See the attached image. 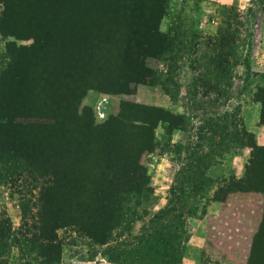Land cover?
Instances as JSON below:
<instances>
[{
  "label": "rangeland",
  "instance_id": "rangeland-1",
  "mask_svg": "<svg viewBox=\"0 0 264 264\" xmlns=\"http://www.w3.org/2000/svg\"><path fill=\"white\" fill-rule=\"evenodd\" d=\"M66 1L0 0V98L16 99L21 84L41 87L30 95L42 99L54 98L52 89L60 85L73 89L66 111L79 107L81 126L77 135L88 146L100 136L92 133L89 125L103 124L118 113L121 103L162 108L167 96L169 108L163 109L182 115L174 121L181 123L189 139L214 132L208 145L212 148L224 144L222 151L233 160L234 172L218 183L215 198L222 200L227 196L223 201L226 205L219 214L207 216L204 206L199 209L195 206L198 201L191 199V186L180 189L184 192L183 201L176 202L172 196L165 202V188L159 185L154 165L158 150L153 157L151 153L144 154L141 163L149 178H155L151 193L136 205L123 203L125 195L121 197L114 208L126 214L116 220L105 244L96 243L79 227L60 228L57 235L62 254L58 264H264V153H258L253 160L250 148L242 147L251 139L243 135L239 115L255 99L264 101V0L165 1L159 31L170 39L174 53L159 61L163 72L158 79L166 83L171 95H166L159 85H138L133 95H112L93 86L100 82V76L109 74V52L118 34L113 38V23L108 19L89 13L80 15L75 31L69 24L75 16L67 14ZM78 1L87 4L98 0ZM219 28L222 35L226 33L223 49L216 36ZM73 34L77 38L71 41ZM79 52L81 63L73 61L67 74L74 58L70 54ZM215 58L225 59L224 69L213 70L216 63L209 59ZM60 76L71 79L62 81ZM193 145L191 140L183 147L171 148L172 158L187 163L192 153L195 159ZM96 146L93 151L100 153L99 145L98 149ZM9 161L0 159V222L17 231L23 223L22 209L28 207L35 212L40 202L37 189L28 191L31 181L9 180L11 175L7 176L9 170L4 164ZM201 162L198 165L203 168L205 164ZM239 162L245 165L243 177L252 170L263 192H236ZM98 177L99 172L92 173L88 168L69 172V179L74 182L69 184V209H79L88 200L86 189L91 179ZM193 188H197L196 184ZM154 215L157 219L150 224ZM0 249V264H35L17 248Z\"/></svg>",
  "mask_w": 264,
  "mask_h": 264
},
{
  "label": "trees",
  "instance_id": "trees-1",
  "mask_svg": "<svg viewBox=\"0 0 264 264\" xmlns=\"http://www.w3.org/2000/svg\"><path fill=\"white\" fill-rule=\"evenodd\" d=\"M165 1L152 0L148 4L144 0H98L87 4L78 0L66 1L67 14L75 16L74 20L69 19L75 31L80 24V15L89 13L98 19L101 16L108 19L113 23V38L115 33L118 34L109 52V74L100 76V82L93 85L98 90L112 95H133L138 85L145 84L159 85L166 95L172 94L166 83L158 79L163 72L159 69V61L166 54L174 53L170 39L159 31L160 21L165 14ZM218 30V46L223 49L227 41L223 40L226 33L222 35L223 31ZM76 38L75 34L70 37L71 41ZM70 56L74 58L70 61L69 71L66 69L67 74L73 61L81 63L80 52L77 55L71 53ZM209 60L216 63L212 65L213 70L224 69V58ZM98 70L101 72V67ZM67 78L71 79L69 76H60L59 79L64 81ZM33 86L21 84L14 100L0 98V159H10L4 164L8 166L7 176L11 175L9 180L13 183L18 180L31 181L28 191L37 189L40 203L35 212L28 207L22 209L23 223L17 231H11L9 224L2 225L0 222V248H17L24 258L30 257L29 260L35 264H58L62 254L57 235L60 228L79 227L96 243L105 244L116 220L126 214L122 210L120 212L123 213H118L114 208L121 197L125 195L123 203L134 205L151 193L150 178L141 158L155 149L154 132L158 125L165 123L169 132L182 126L174 121V118L182 115L156 106L121 103L118 113L111 115L103 124L89 125V130L100 136L97 141L85 146L77 135L81 126L79 107L76 105L73 109L72 106L70 113L66 111L73 89L69 91L60 85L52 89L56 95L54 98L42 99L30 95L38 87ZM72 100L75 101V97ZM255 101L261 104V122H264V101ZM167 112H170L169 118L165 117ZM210 135L204 132L199 133L198 137L201 141H209L215 133L210 132ZM243 135L251 139L242 147L250 148L253 160L258 153H264V147L256 145L252 134L244 130ZM95 144L97 149L99 145L100 153L93 151ZM190 158L192 160L194 155ZM199 160L205 164L202 155L198 156L197 162ZM206 167L205 164L203 168ZM84 168L92 173L99 172L100 177L91 179L86 189L88 200H84L79 209L71 210L66 205L69 184L73 182L69 179V172H80ZM194 179L203 182L197 174ZM190 182L189 178L181 184ZM253 191L262 189L249 169L241 181L238 179L236 192ZM183 195V190H180V198L176 197L175 201H183ZM226 197L216 200L225 201ZM156 219L154 215L150 224ZM29 220L32 224L28 223Z\"/></svg>",
  "mask_w": 264,
  "mask_h": 264
},
{
  "label": "crops",
  "instance_id": "crops-1",
  "mask_svg": "<svg viewBox=\"0 0 264 264\" xmlns=\"http://www.w3.org/2000/svg\"><path fill=\"white\" fill-rule=\"evenodd\" d=\"M164 102L165 104L162 108H169L170 100L167 96H165ZM239 115L243 120V129L253 135L257 146L264 147V122H261V105L258 102L253 101L248 106H244ZM198 128L199 127L197 126V129ZM166 129L167 125L165 123H160L155 129L156 146L150 154V156L153 157L155 156L156 150H158L157 163L154 165L157 166L156 173L160 178L159 185H161L160 187L163 185V188H165L163 199L166 202L168 201L167 197L169 198L173 196L176 198L180 195V188L186 187L187 189L188 186H191L193 189L191 199H196V201H198L195 206L199 207V209L204 206L202 209H204L207 216H209V214H219L226 203L218 201L215 198L219 187L218 183L234 172L232 170L233 167L231 166L233 160H230L227 156L228 154L222 151L224 144L221 143L219 146L212 147L215 150H219V153H217L211 148V145H208V141H201L198 135L195 137L192 136V138L189 139V135L181 126L172 129L169 132ZM191 140L194 143L193 149L196 150V154L204 157L207 166L206 168H202L201 166L203 165H198V162L194 159L191 160L190 157V160H186L187 163L183 161L184 159L177 161L172 158L173 154L171 148L175 146L183 147L188 141L191 142ZM162 147L163 150L160 151L159 149ZM196 154L195 158H198ZM191 155L192 153L190 156ZM240 164L241 163L239 162V165ZM244 168V163L243 165L241 164V166H237V172L235 171L237 179L243 177ZM195 174L199 177L201 176L203 182L194 179ZM189 178L191 179L190 184H181L184 180H188ZM153 180H155V178L150 176V186H152ZM195 184L198 187L194 190L193 187ZM174 193H177V195L175 196Z\"/></svg>",
  "mask_w": 264,
  "mask_h": 264
}]
</instances>
